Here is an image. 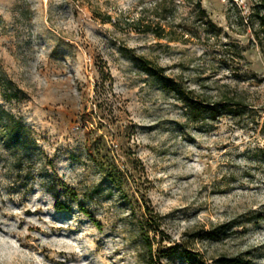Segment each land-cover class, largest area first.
<instances>
[{
  "label": "rangeland",
  "instance_id": "1",
  "mask_svg": "<svg viewBox=\"0 0 264 264\" xmlns=\"http://www.w3.org/2000/svg\"><path fill=\"white\" fill-rule=\"evenodd\" d=\"M257 1L0 0V264H264Z\"/></svg>",
  "mask_w": 264,
  "mask_h": 264
},
{
  "label": "trees",
  "instance_id": "2",
  "mask_svg": "<svg viewBox=\"0 0 264 264\" xmlns=\"http://www.w3.org/2000/svg\"><path fill=\"white\" fill-rule=\"evenodd\" d=\"M189 3L193 4L196 8L197 14L199 15V19L202 20V23L204 24V30L207 32H211L214 35H219L220 29L213 23L207 16L205 10L201 7V0H187ZM253 17L257 21V27L253 29V35L254 38L263 51L264 55V0H258L257 3L255 4L253 8ZM143 31L144 32H151L153 33L156 37L162 38L165 36L166 33H164L162 28L159 27H152L149 24L143 25ZM171 40H178L175 37L170 38ZM237 54H240L239 51H237ZM241 56V55H238ZM149 66L148 72L150 75L155 76L164 82L168 80L166 76L162 74V69L156 65H151L150 63H147ZM175 88L177 89L178 93L183 94L184 96L188 97V94L183 91V89L180 88V86L177 83H174ZM13 97H16L17 94L13 93ZM192 100V99H190ZM242 106V103L240 101L236 102H231V101H224V102H219V103H214L212 105L204 104L201 103L197 109L205 111L207 114H209L210 117L215 116L217 113L220 112L222 109H226L225 107H228L230 112H238L240 111V107ZM219 107L221 109H219ZM1 112H4L1 110ZM11 118V116H10ZM0 120H2V117H0ZM6 130L8 133L11 135L13 143H19L24 139L25 134H24V125L17 120H11L7 121L6 124ZM55 208L57 210H61L66 208V206L59 202L56 201L54 204ZM147 214H151L150 212H147ZM152 218V216L150 215ZM148 217V218H150ZM151 224H154L152 220L148 219ZM231 225V223H224L221 225H218L214 227L213 229L210 230V233H217L218 231L223 232L226 228H228ZM154 255L150 252V254L147 257L146 264H155L154 261ZM223 264H248L249 261H244L240 260L238 258H221L219 259Z\"/></svg>",
  "mask_w": 264,
  "mask_h": 264
}]
</instances>
